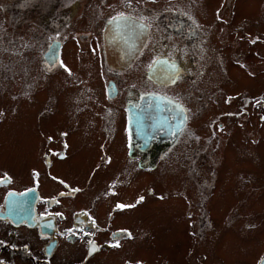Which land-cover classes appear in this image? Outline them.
Instances as JSON below:
<instances>
[{
	"label": "rangeland",
	"instance_id": "374dc122",
	"mask_svg": "<svg viewBox=\"0 0 264 264\" xmlns=\"http://www.w3.org/2000/svg\"><path fill=\"white\" fill-rule=\"evenodd\" d=\"M115 1L112 6L120 3ZM239 4L250 8H238L235 22L244 19L247 30H257L262 38L253 47L258 49L257 55L245 54L251 48L244 43L237 52H243L256 67L246 74L229 50L228 78L222 86L230 94L242 93L240 102L246 94L260 102L264 96V4L262 0H239ZM159 6L170 8L166 2ZM73 9L78 12L81 6ZM78 25L77 30L85 31L87 37L75 41V46L68 42L65 59L74 73L88 79L79 69L75 51L84 47L80 53L84 61L96 63L94 48L88 43L96 41L100 30L94 20ZM48 41L37 28L1 27L0 65L16 72V86L0 76L4 88L0 94V168L11 171L21 183H44L45 193L53 187L64 190L67 209L96 203L99 219L113 216L115 226L133 230L130 241L114 251L96 254L90 264L137 259L143 264H259L264 257V109L255 107L249 112L252 133L231 124L233 133L227 130L220 139L206 129V123L219 113V107L213 105L211 114L200 116L190 127L201 128L194 137L168 149L154 169L138 170L134 162L125 160L119 132L107 141L99 136L100 128L93 126L98 119L96 111L106 115L108 110L101 107L100 82L95 75L88 87L96 92L87 102L91 89L74 85V76L62 71L51 77L42 73L41 56ZM138 86L139 81L128 79L120 84L124 92ZM66 139L70 141L66 158L53 157L52 172H48L45 155L53 145L64 150ZM53 174L62 178L59 183H53ZM67 185L76 186L77 193L66 190ZM246 224L251 228H245ZM79 251L71 246L61 257L65 256L67 263L88 260L85 251Z\"/></svg>",
	"mask_w": 264,
	"mask_h": 264
},
{
	"label": "flooded vegetation",
	"instance_id": "af4514ba",
	"mask_svg": "<svg viewBox=\"0 0 264 264\" xmlns=\"http://www.w3.org/2000/svg\"><path fill=\"white\" fill-rule=\"evenodd\" d=\"M216 1L116 0L120 3L112 6V0H0V32L3 24L14 30L23 25L26 30L28 27L42 30L49 38L41 56L44 71L41 72L46 77L62 71L74 76V85L90 88L88 82L94 74L100 82L97 91L103 100L101 107L107 106L108 110L106 115L100 109L96 111L98 119L93 126L100 128L99 136L107 141L119 132L125 160L146 172L154 169L172 146L194 137L201 128L190 127L200 116L211 114L213 105L219 107V113L206 123V129L220 139L227 130L233 133L229 129L231 124L237 130L240 126L252 133L253 129H248L253 124L249 112L255 107L264 109V96L259 102L256 96L246 94L240 102L242 93L230 94L222 86L223 79L228 78L227 52L232 50L231 58L248 74L256 65L250 64L237 49H243L244 43L251 48L245 54L257 55L258 49L253 47L262 37L257 30L248 31L244 19L235 22L234 15L242 7L239 0H218L217 5ZM163 2L170 8H161ZM79 6L81 9L76 12L73 8ZM122 17L136 20L145 37L131 63L115 66L106 56L104 34L111 24L122 27L124 24L119 20ZM90 20L100 30L96 41L88 43L90 49L94 48L96 63L84 61L80 55L84 47L75 51L79 69L88 75L84 79L72 71L65 53L68 42L75 46V41L85 40L87 35L77 30L78 23ZM47 25L53 28L48 30ZM31 35L35 37L33 31ZM0 76L5 77V83L16 86V72L12 69L0 65ZM124 79L139 81V86L126 88L124 92L120 87ZM2 89L0 84V94L4 93ZM90 89L87 102L89 95L96 92ZM66 92L67 89L65 95ZM62 144L64 150L53 145L45 155L48 172H52L53 157L66 158L69 139ZM51 178L54 184L62 179L55 174ZM45 187L44 183L37 186L21 183L11 171L0 168V264H90L96 254L114 251L134 236L130 227L115 226L113 216L99 219L98 204L67 209L64 190L53 187L52 192L45 193ZM64 188L73 195L78 191L76 186ZM71 246L85 251L88 260L67 263L65 256H61ZM121 264L143 262L123 260ZM259 264H264V260Z\"/></svg>",
	"mask_w": 264,
	"mask_h": 264
},
{
	"label": "water",
	"instance_id": "95a60500",
	"mask_svg": "<svg viewBox=\"0 0 264 264\" xmlns=\"http://www.w3.org/2000/svg\"><path fill=\"white\" fill-rule=\"evenodd\" d=\"M119 20L122 21L124 25L122 27L116 29V34L118 35V37L120 39H124L127 41V44H126L127 45V50H126L127 53L125 56V63H124V64H127L132 60L134 53L138 49L137 46H139V42H143L144 37H145V31L142 33V30L139 28L138 22L134 19H131L129 17H122L121 19L119 18ZM115 26L111 25L110 28H113ZM136 28H138V31L136 30ZM117 41L123 42V40H117ZM111 42H113V40H111ZM118 43L116 46L111 47L115 51V54L110 55L112 59L114 57L115 58L118 57V55L116 53L118 52L119 49L122 48V46L119 45ZM134 44H137V45L134 47V51L132 52V47ZM108 57H109V55H108Z\"/></svg>",
	"mask_w": 264,
	"mask_h": 264
}]
</instances>
